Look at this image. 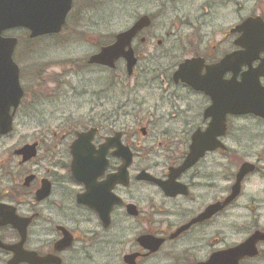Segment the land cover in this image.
<instances>
[{"label":"flooded vegetation","instance_id":"obj_1","mask_svg":"<svg viewBox=\"0 0 264 264\" xmlns=\"http://www.w3.org/2000/svg\"><path fill=\"white\" fill-rule=\"evenodd\" d=\"M76 1L73 0V8ZM88 1L92 4V0ZM178 1L182 0H172ZM249 1L247 17L219 32L213 42L195 32L168 33L163 40L149 32L153 17L143 15L150 18L151 24L132 42L141 71L138 75L134 71L132 77L118 75L116 79L126 84L127 78L136 77L135 86L125 88L127 100L119 102L112 112L104 110L102 123L90 121L65 132L46 127L36 139L30 136L28 124L30 100L35 101L38 90L29 84L30 77L35 78L34 72L23 68L17 59L18 43L14 60L19 66L22 98L16 109H9L11 130L0 134V207H6L1 208V213H13L25 222V236L22 238L13 224L0 226V264H227L232 260L227 257L230 250L255 235L264 236V106H259V114L223 115L220 108L212 111L215 103L231 109L237 84L244 77L253 82L256 72L261 85L258 99L264 102V33L256 34L254 39V24L246 32L234 31L246 20L264 27V0ZM7 36L8 33L3 35ZM151 42H155V49L166 46L167 53L174 57L179 52L176 61L153 66L157 61L155 50L152 54L144 51ZM259 47L262 51L258 57L251 59L248 50ZM235 52H247L248 64L239 66L238 58L219 65ZM185 60L201 63L199 78L214 98L174 80ZM122 63L125 64L120 61L119 65ZM78 68L109 70L87 61L86 65L77 66L76 75ZM38 69L43 77L45 69ZM143 79L149 89L159 87L155 107L146 115V99L138 97L139 102L132 98L139 94L138 83ZM71 83L68 85L75 98L93 97L91 90ZM51 93L46 94L49 100L55 95ZM96 95L98 104L101 99L107 105L118 102L110 96L108 86ZM131 99L134 110L128 108ZM142 114L144 119L148 117L147 122L140 117ZM126 117L137 118L138 124L125 127L121 120ZM213 119H220L218 125L225 121L224 133L210 138L216 147L180 175L170 176L171 169L186 162L195 133L205 135ZM90 129H96V133L88 146L102 154L107 167L85 184L72 173L71 146L78 140L77 134ZM15 137L16 141L8 147ZM105 145L107 148H101ZM31 146L33 157L20 155V150ZM120 146L128 147L133 155L127 184H114L111 179L124 164V156L118 154ZM96 155L89 156L90 163ZM243 164L249 165V171L241 180L239 194L230 199ZM142 173L154 180L141 178ZM110 197L116 199L113 205ZM104 204L112 206L108 225L100 217L106 211ZM255 249V253L237 259V263L264 264V239L256 242Z\"/></svg>","mask_w":264,"mask_h":264},{"label":"rangeland","instance_id":"obj_2","mask_svg":"<svg viewBox=\"0 0 264 264\" xmlns=\"http://www.w3.org/2000/svg\"><path fill=\"white\" fill-rule=\"evenodd\" d=\"M249 0H182L177 3L172 0H77L67 25L62 34L54 37H45L33 43L27 42V35L23 31L13 30L8 34L18 37L20 43L17 59L21 66L26 68L45 69V76L52 84H43L41 91L33 102L30 100L29 132L32 138H38L40 131L49 129H64L65 132L70 125L86 126L94 118L95 123L100 120L104 110L116 108L117 102L107 103L101 99L88 96L75 98L70 88L57 89L54 83L58 80L73 84L76 88L86 87L92 92L100 87L103 89L111 84L114 88L109 91L110 96L118 102L127 100L125 89L127 86H135L134 79L127 78L126 84H121L112 76H126L124 63L120 65L115 73L112 71H93L78 69L77 66L86 65L89 56L99 51V48L113 42L116 34L126 31L133 23L143 15H150L154 22L149 30L152 35L165 40L168 33H201L205 35L207 42H213L219 32H225L228 28L239 23L242 17H247L250 8ZM90 4V5H89ZM195 34V35H196ZM217 37V36H216ZM155 47V42L145 46L144 51L155 50L157 61L155 67H162L176 61L179 52L174 57L167 53L166 46ZM149 54V55H150ZM153 58V57H152ZM175 60V61H174ZM82 71V72H81ZM81 72V73H79ZM31 88L32 84L29 83ZM159 84V82H157ZM138 93L132 98H145L147 104L143 105L145 115L153 111L155 102L159 96V87L149 89L145 79L140 80ZM49 87V92L45 89ZM102 89V90H103ZM57 91V92H54ZM52 92V93H51ZM47 93L55 95L49 100ZM140 98L137 100L140 102ZM144 99V100H145ZM102 102H104L102 104ZM129 110H134L131 99ZM159 114H161L159 112ZM144 116L143 114L140 116ZM148 117L142 119L147 122ZM153 118L151 121L154 122ZM25 121V120H24ZM131 121V122H130ZM124 125L133 127L138 124L137 118L132 120L123 119ZM159 123H161L159 121ZM66 127V128H64ZM75 128V127H74ZM163 128V125L162 127ZM19 129H22L21 123ZM21 134V132H20ZM8 144V147L15 142ZM247 195L244 196V199ZM227 240H231L227 238Z\"/></svg>","mask_w":264,"mask_h":264},{"label":"water","instance_id":"obj_3","mask_svg":"<svg viewBox=\"0 0 264 264\" xmlns=\"http://www.w3.org/2000/svg\"><path fill=\"white\" fill-rule=\"evenodd\" d=\"M73 0H0V134L7 133L11 130V119L9 117V109L14 107L15 109L19 106L22 98V89L19 82V67L13 60V55L18 44L17 38H4L3 33L13 29H25L30 32V39H36L48 35H58L62 32L67 17L72 10ZM252 20H246L242 25L238 26L234 31L246 32L250 29V25L253 26L254 39L256 34L264 33V27H261L257 23H251ZM151 20L148 16L139 18L131 28L121 32L115 36V42L113 44L103 47L99 53L93 55L89 59L90 65H100L114 69L116 63L120 59H124L127 65L128 74H131L134 66L137 63L135 51L132 47V42L136 36L145 28L149 27ZM261 41V38H257ZM255 50H248V53L256 59L262 48H254ZM240 59L238 65H244L247 63V52H238L237 54L228 57L225 61H222L219 65L230 64L231 60ZM251 61V60H250ZM198 60H187L181 64L178 71L174 75V80H181L184 83L191 85L195 90L205 91L210 94L213 98L214 93L208 90L207 85L201 83L198 72L200 67ZM197 68V69H195ZM193 73L192 77L189 76ZM214 73V72H213ZM259 73L256 72L254 81H247L244 77L241 82L237 84L236 91L233 94L234 101L231 104V109L225 110L220 107L219 103L213 105L212 111L215 113V109H223L221 113L226 115L232 113L235 115H246L249 112L255 114L260 113L259 106L263 107L264 102L258 99V92L261 88L259 81ZM190 79V80H189ZM218 99H220L217 96ZM224 105V104H223ZM221 105V106H223ZM225 116L222 118L224 119ZM4 120V121H3ZM220 119H213L210 128L202 135L200 132L195 133L193 136V143L191 146L190 154L182 166L177 169H171L170 176H178L188 167L196 163L201 157L205 155L207 151L216 147L211 145L210 138H216V134L220 135L224 133L225 121L222 120L221 125H218ZM3 121V123H1ZM145 130H143L144 132ZM96 133V129L90 130L88 133L78 134V140L71 146V153L73 155V163L71 165L72 173L75 177L80 178L82 182L88 184L91 178L101 175L106 167L107 161L102 160V154L94 151L93 147L88 146V142L92 139ZM111 144V143H110ZM101 148H107V145ZM34 147H25L19 151L20 155L23 154L26 157H33ZM18 153V154H19ZM98 154L97 158L93 163H90V155ZM119 155L124 156V164L120 167L119 172L111 177L113 183L122 182L127 184L128 182V167L132 163L133 155L128 147H119ZM249 171V165L244 164L241 167L238 175L237 185L233 188L232 198H235L240 192V183L244 175ZM141 178L148 180L152 179V176L142 173ZM32 178L29 179V181ZM162 185V184H161ZM229 199V200H230ZM88 204L86 200H83ZM116 203V199L110 197V205ZM106 206L105 214L100 215L105 225L110 222L109 212L112 206ZM0 207V226L13 224L19 229V232L24 238L25 224L21 219L15 217L13 213L3 214L1 213ZM263 240V235H255L252 239L247 241L245 244L238 246L230 250L227 257L231 260V263L227 264H238L239 261L245 255L249 253H255V244L258 240ZM157 242L155 241V244ZM157 244H160L158 242ZM1 245V242H0ZM151 245H154L153 242ZM221 264H225L223 261Z\"/></svg>","mask_w":264,"mask_h":264},{"label":"bare ground","instance_id":"obj_4","mask_svg":"<svg viewBox=\"0 0 264 264\" xmlns=\"http://www.w3.org/2000/svg\"><path fill=\"white\" fill-rule=\"evenodd\" d=\"M10 37H12V38H16L15 36H11L10 35ZM114 42H115V40H114ZM238 52H235V53H233L232 55H230V56H233V55H235V54H237ZM187 60H185L183 63H185ZM183 63H181V64H183ZM181 64L179 65V67L181 66ZM138 60H137V63H136V65L134 66V68H133V71H132V73L131 74H128V76H130V77H132L133 76V73H134V71H136V73H137V75L139 74L138 73V71H141L140 70V66H138ZM120 67V65L118 64V65H116V67H115V69H118ZM123 67H124V69L127 71V65H123ZM35 68H30V69H28V70H30V72H34V75H35V78H34V80L32 79V77H30V81H29V83H31L32 85H34V86H36V89L37 90H39V91H41V90H43L42 89V86H43V84H52L51 83V81L50 80H48V78H46V76H45V73H43V77L42 76H39V69L38 70H34ZM78 69H80V68H78ZM82 72V71H81ZM81 72H79V73H81ZM128 72V71H127ZM37 77V78H36ZM136 77H134V78H132V79H135ZM68 83L69 82H66V81H62V80H58V81H56L53 85H54V87L55 88H57V89H62V88H64V87H67V88H70V86L68 85ZM46 89H49V87H47ZM45 89V90H46ZM102 87H100L97 91H94V95H93V97L94 98H96V99H98V96L96 95V93H100L101 91H102ZM117 104V106H116V108L120 105V103L119 102H117L116 103ZM115 108H111L110 109V112H112L113 110H114ZM125 119H127V120H132L133 118L131 117H126ZM131 122V121H130ZM122 125H124L123 123H121ZM76 126V125H75ZM75 126H73V125H70V127L68 128V129H70V128H74ZM125 127H128L129 125H124Z\"/></svg>","mask_w":264,"mask_h":264},{"label":"trees","instance_id":"obj_5","mask_svg":"<svg viewBox=\"0 0 264 264\" xmlns=\"http://www.w3.org/2000/svg\"><path fill=\"white\" fill-rule=\"evenodd\" d=\"M112 77H116L115 79H117V76H112ZM120 80L121 81H123L124 82V79H121L120 78ZM113 84V83H112ZM111 84V86L109 87V91H111L113 88H114V86ZM105 102V101H104ZM104 102H102V104L104 103ZM100 103H101V101H100ZM93 122H95V120L94 119H91Z\"/></svg>","mask_w":264,"mask_h":264}]
</instances>
